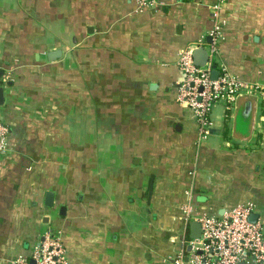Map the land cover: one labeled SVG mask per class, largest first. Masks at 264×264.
I'll use <instances>...</instances> for the list:
<instances>
[{
  "label": "crops",
  "instance_id": "1",
  "mask_svg": "<svg viewBox=\"0 0 264 264\" xmlns=\"http://www.w3.org/2000/svg\"><path fill=\"white\" fill-rule=\"evenodd\" d=\"M160 1L0 0V264L51 228L70 264H167L190 199L264 222V96L216 104L200 140L178 59L209 50L217 0ZM222 1L217 67L264 86V0Z\"/></svg>",
  "mask_w": 264,
  "mask_h": 264
},
{
  "label": "built area",
  "instance_id": "2",
  "mask_svg": "<svg viewBox=\"0 0 264 264\" xmlns=\"http://www.w3.org/2000/svg\"><path fill=\"white\" fill-rule=\"evenodd\" d=\"M137 2L139 9H156L162 5L160 0ZM222 2L217 0L212 5V41L205 64H196L193 56L194 50L204 45L205 38L180 52L178 59L184 75L178 87V101L196 116L200 140L210 135L211 114L216 104L224 103L232 108L240 94L264 96L260 82H248L226 66L217 67L218 42L223 34ZM215 69L217 77L212 76ZM8 133V126L0 118V155L8 150ZM188 195L192 197L193 190H189ZM183 211L187 222L194 220L201 224V233L199 237H186L187 249L167 258V264H264V222L260 217L251 219L257 213L255 201L248 200L223 215L214 216L195 213L190 199ZM62 234V230L51 228L34 243L28 254H17L9 264H70Z\"/></svg>",
  "mask_w": 264,
  "mask_h": 264
},
{
  "label": "water",
  "instance_id": "3",
  "mask_svg": "<svg viewBox=\"0 0 264 264\" xmlns=\"http://www.w3.org/2000/svg\"><path fill=\"white\" fill-rule=\"evenodd\" d=\"M57 52L58 51H53L51 53L52 54H56ZM52 54H50L49 57H51ZM58 54H59V52H58ZM193 56H194V60H195V63L196 64H198V65H204L205 62L208 60V56H209L208 50L205 47L200 46V47H198V48H196L194 50ZM217 75H218V70L215 69L213 71V73H212V76L213 77H217ZM2 92H3V89L0 88V104L3 102V100H2V94L3 93ZM245 96H251L255 100H257V98H258V96L255 95V94H240L237 97L236 103L239 101L240 98L245 97ZM257 217H258V215L257 214H254V215H252L251 219L252 220H256ZM191 232H192L191 235L193 237H199V235L201 233V224L198 221H194V222L191 223Z\"/></svg>",
  "mask_w": 264,
  "mask_h": 264
}]
</instances>
